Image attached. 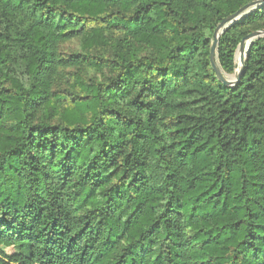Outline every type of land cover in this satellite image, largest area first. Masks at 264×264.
I'll return each instance as SVG.
<instances>
[{
  "label": "trees",
  "instance_id": "obj_1",
  "mask_svg": "<svg viewBox=\"0 0 264 264\" xmlns=\"http://www.w3.org/2000/svg\"><path fill=\"white\" fill-rule=\"evenodd\" d=\"M250 1L0 0V264H264Z\"/></svg>",
  "mask_w": 264,
  "mask_h": 264
},
{
  "label": "water",
  "instance_id": "obj_2",
  "mask_svg": "<svg viewBox=\"0 0 264 264\" xmlns=\"http://www.w3.org/2000/svg\"><path fill=\"white\" fill-rule=\"evenodd\" d=\"M263 1L264 0L250 1L249 3L237 9L232 14L223 18L214 30L213 40L211 42L210 51H209V62L212 70L215 73V77L225 86H232L239 80L240 74L243 70V61L246 57L249 46L251 45L254 39L264 36V30H255L242 38L237 49L235 50L234 62H236L237 52H238L239 61L237 66L234 68V72L232 74L223 72L218 64L216 50H217L219 36L232 24L246 17L251 11L256 9L259 6V4H261Z\"/></svg>",
  "mask_w": 264,
  "mask_h": 264
},
{
  "label": "rangeland",
  "instance_id": "obj_3",
  "mask_svg": "<svg viewBox=\"0 0 264 264\" xmlns=\"http://www.w3.org/2000/svg\"><path fill=\"white\" fill-rule=\"evenodd\" d=\"M77 46V42H71V43H65L63 46H62V48H63V50H65V51H68V50H70V49H72V48H75ZM237 66V63L235 62V67ZM234 72V71H233ZM232 72V73H233ZM232 73H230V74H232ZM11 249H8V251H10Z\"/></svg>",
  "mask_w": 264,
  "mask_h": 264
},
{
  "label": "bare ground",
  "instance_id": "obj_4",
  "mask_svg": "<svg viewBox=\"0 0 264 264\" xmlns=\"http://www.w3.org/2000/svg\"><path fill=\"white\" fill-rule=\"evenodd\" d=\"M238 61H239V59H238V52H237V55H236V62H237V64H238Z\"/></svg>",
  "mask_w": 264,
  "mask_h": 264
}]
</instances>
